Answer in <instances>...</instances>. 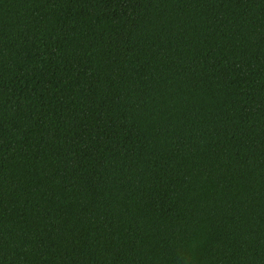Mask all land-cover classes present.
Wrapping results in <instances>:
<instances>
[{"label":"trees","instance_id":"obj_1","mask_svg":"<svg viewBox=\"0 0 264 264\" xmlns=\"http://www.w3.org/2000/svg\"><path fill=\"white\" fill-rule=\"evenodd\" d=\"M0 264H264V0H0Z\"/></svg>","mask_w":264,"mask_h":264}]
</instances>
